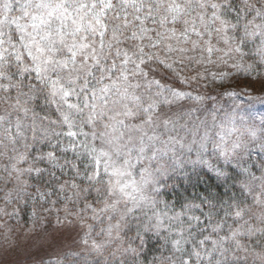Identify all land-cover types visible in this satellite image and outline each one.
<instances>
[{
	"label": "snow or ice",
	"instance_id": "6c2138e0",
	"mask_svg": "<svg viewBox=\"0 0 264 264\" xmlns=\"http://www.w3.org/2000/svg\"><path fill=\"white\" fill-rule=\"evenodd\" d=\"M242 78L264 79V0H0L3 241L26 214L40 264H264Z\"/></svg>",
	"mask_w": 264,
	"mask_h": 264
},
{
	"label": "rangeland",
	"instance_id": "374dc122",
	"mask_svg": "<svg viewBox=\"0 0 264 264\" xmlns=\"http://www.w3.org/2000/svg\"><path fill=\"white\" fill-rule=\"evenodd\" d=\"M237 84V87L241 88L242 92L251 93L253 95L252 97L264 95V79L246 80L242 78L237 81ZM248 111L252 112L256 119L259 120L261 116H264V105L260 104L258 100H254L249 106ZM27 219V215L23 214L22 226L17 225L15 221L8 222L14 230L19 229V234L14 246H10L9 242L3 241L2 236H0V264H40L42 260L47 259L52 254L53 249L49 246H41L36 235L32 236L27 243L24 242L22 239L23 233L30 227L27 224ZM37 232H40L39 228ZM13 235L16 236L17 233L14 231ZM57 239L63 240L66 243L71 242L67 233L58 236Z\"/></svg>",
	"mask_w": 264,
	"mask_h": 264
},
{
	"label": "trees",
	"instance_id": "16d2710c",
	"mask_svg": "<svg viewBox=\"0 0 264 264\" xmlns=\"http://www.w3.org/2000/svg\"><path fill=\"white\" fill-rule=\"evenodd\" d=\"M237 86H238L237 81H234L233 84H232V87H233L234 89H236L237 91L242 92V91H241V88H239V87H237ZM252 96H253V95H252ZM244 99L247 100V99H249V97H245ZM38 263H39V262H38Z\"/></svg>",
	"mask_w": 264,
	"mask_h": 264
}]
</instances>
